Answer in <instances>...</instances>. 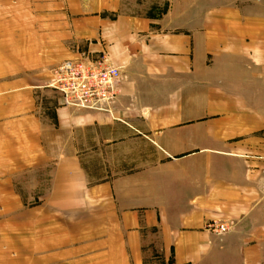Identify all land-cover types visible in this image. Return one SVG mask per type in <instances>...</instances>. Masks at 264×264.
<instances>
[{"label": "crops", "instance_id": "1", "mask_svg": "<svg viewBox=\"0 0 264 264\" xmlns=\"http://www.w3.org/2000/svg\"><path fill=\"white\" fill-rule=\"evenodd\" d=\"M158 5L0 0V24L37 27L22 46L41 65L105 57L121 74L112 114L60 98L44 128L0 61V264H264V0ZM16 184L40 202L21 240Z\"/></svg>", "mask_w": 264, "mask_h": 264}, {"label": "rangeland", "instance_id": "2", "mask_svg": "<svg viewBox=\"0 0 264 264\" xmlns=\"http://www.w3.org/2000/svg\"><path fill=\"white\" fill-rule=\"evenodd\" d=\"M143 1H144V4H147V6H150L151 4H153L154 6V4L158 2L159 12H161L162 7L164 6V2H165V0H143ZM19 12L22 13V10L16 11L15 15L18 16ZM21 17L22 16H20V18H17V17L14 18L15 24H12V25L11 24L7 25V23L0 24V34H5L4 36L5 38H6V34H12L11 36H13V40L0 41V61H6V62H9V64H13L14 70H15L14 76H15L16 81L17 80L24 81L26 79H29V82H30V88H26V89L18 88L15 90L16 97H21V98L25 97V107L21 105L23 102H22V99H20L18 100L20 103V106L16 105V111L17 110L22 111V108L26 109L28 106L30 114L32 115V118L34 117L36 118L34 120H31L32 126L35 123H39L43 125L45 128V126H48V124L52 125L53 122L50 120H47L46 116L47 115L50 116L56 111L59 105V102H60V98H61V95L56 90L48 86L52 78L53 69L64 61L74 60V59L70 58L67 60H63L62 62H56V63H51V61L48 60L46 64L42 63L41 65L38 62H39V59L42 60V58L38 57L39 55L36 54L37 51H34V52L30 51L32 57H29L30 55H28V51L24 50L22 45H24L23 43L32 44V45L37 44V40L33 42L34 41L33 38L37 39L36 38L37 35L33 37H28V35H30V33L32 32L36 33L35 30H37V27L30 26V25H23L21 23V20H22ZM7 20H11V19H4L3 21L5 22ZM7 42H11L14 44L12 50H10L9 52L6 51L5 47L2 46L3 44H6ZM6 54H10V55L6 56ZM33 55H36V57H34ZM27 63L30 64V68H29L30 72H26V71L23 72L24 69H27L26 67L28 65ZM26 98H29L28 102H27L28 99ZM70 109L85 110V109H76V108H70ZM87 111H92V110H87ZM37 114H46V115L43 116L41 119H39ZM49 139L54 140V136H47V140ZM16 146H17V142H16ZM21 173L22 172H20V174ZM31 187L34 190L38 189L37 185L35 187L34 185H32ZM15 197H16V200L14 201V209L16 212L15 226H16V230L18 231L16 232V235L21 240L22 239L21 238L22 236L21 227H22V224L25 222L24 217H23V212H25L27 215L29 214L32 215V217L34 216V219L32 218V222L35 221V219L37 220L38 217L35 215V211H33L32 208L33 207L38 208V205L40 202L37 199L31 200V201L25 200L23 186L21 184L15 185ZM28 206H30L31 208H28ZM8 208H11L10 201L8 202ZM25 209H28V210L24 211ZM65 219H70V217L67 216L65 217ZM15 238H16L15 241L19 240L17 237Z\"/></svg>", "mask_w": 264, "mask_h": 264}, {"label": "built area", "instance_id": "3", "mask_svg": "<svg viewBox=\"0 0 264 264\" xmlns=\"http://www.w3.org/2000/svg\"><path fill=\"white\" fill-rule=\"evenodd\" d=\"M81 58L64 61L55 67L48 86L61 95L63 105L69 108L112 114L121 93L119 69L105 57ZM229 227L226 223L212 222L206 229L221 235Z\"/></svg>", "mask_w": 264, "mask_h": 264}]
</instances>
